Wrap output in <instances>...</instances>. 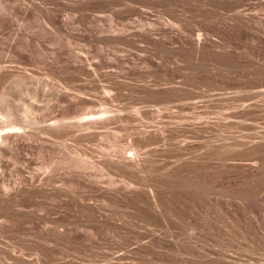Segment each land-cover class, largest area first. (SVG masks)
<instances>
[{
    "label": "rangeland",
    "instance_id": "rangeland-1",
    "mask_svg": "<svg viewBox=\"0 0 264 264\" xmlns=\"http://www.w3.org/2000/svg\"><path fill=\"white\" fill-rule=\"evenodd\" d=\"M172 1L173 0H0V3H2L6 9V14L2 17V22L0 20V66L7 67V70L1 72V74L3 73L2 75L0 74V94L9 89L11 91L10 102L14 105L23 104L27 106L30 105V103H36L35 105L42 108L39 114L42 115L44 113L42 115L44 120L49 119V121L46 120L48 124L44 122L43 125L51 124L52 122H50V120L54 117V119L58 118V120L67 117V121H74L75 114L85 115L87 113H94L96 114L94 116L96 118L98 117L97 114L100 115L106 108L112 111L115 110V114L119 115V119L115 121L112 120L111 123L109 122L110 126L108 125V128L101 130L104 136H100L96 133L84 136L82 133L79 135L78 132L74 130V132L72 130L65 132L60 131L59 134L61 136L58 135L60 138L50 139V146L49 144L45 146L46 144L44 145L42 142L40 143L44 146L39 144V141H43L39 140L37 144L36 142L33 144L26 143L19 151L13 150V152H8L5 157L2 156L3 158L0 156V193L3 189L1 187H3L5 183L9 188L14 187L15 189L16 185V189H18V192H15L16 190L12 188L16 194H9L8 196H10V198L6 197L2 190L1 195L3 196L0 197V209H2V207H4V209L7 208L6 210L2 209L0 211L2 214L0 216L8 221L0 226V228L3 229H0V234L4 232L0 239V243H3L2 245L0 244V264H9V261L13 258V264H174L175 262V264H190L191 260L192 262L194 261V264L206 263L200 256L210 258L206 260L208 262L206 264H219V261L222 263L221 260H219V257L222 255L229 257L227 259L230 261L231 259H239L241 263L243 262L242 264H246L247 262V264H249V261L254 263L255 259L262 260L261 262L264 263V238L262 239V236L264 237V225H262L264 223L263 217V221L260 220L261 215L253 205V209H251L255 210L253 214H251V210L249 211L248 205H246L248 201L246 202V200H244V202L240 200V202H235L236 198L233 196L236 191H238L236 194L243 192V194H238L239 196L241 194L245 195L246 192L254 194L255 191V194L260 193L258 194L259 197H256V201L259 199V202L257 201L258 204L260 205L262 202L261 205H264V178L262 177L264 176L262 175L264 174V152L262 153V150L260 152L258 151L260 148L263 149L264 147L262 148V145H259L260 148L256 147L261 141H264V7H262L264 6V0H182V5L181 0ZM237 2H239V4L244 3L245 7H241L242 9L239 8L240 10L238 8L235 10L234 8H236L235 4ZM206 3L207 5H204ZM249 4L252 5L248 6ZM230 5L234 6V8L232 6L230 7ZM257 7H259V9ZM247 11L248 13H246ZM238 14L240 15L238 16ZM250 16L253 18L251 19ZM254 16H258L257 20ZM243 18L246 21H244ZM248 18H250V20H248L249 22L247 21ZM141 19L151 23L140 24L138 20ZM163 19L164 22H162ZM166 19L167 21H165ZM232 20L234 24L231 23ZM252 20L255 21L251 22ZM48 22L52 25L48 24ZM258 26L261 28L263 27V30L259 29ZM17 74L23 77L22 80L25 84L19 89L14 88V90L11 88L12 81ZM27 91L30 94L37 92L39 94L38 101L31 99ZM258 92L263 93L260 95ZM24 93L29 96H25ZM245 99L247 101H244ZM255 102L260 103L258 105V103L256 104ZM247 103L249 105L250 103L253 104L246 107ZM241 104H243L244 107ZM253 105H257L258 107L255 106L256 108L253 109ZM47 107H49L50 110L47 109ZM238 108L241 111H239ZM249 108L253 111H250ZM241 112L247 115H242ZM249 112H251V114ZM232 114L236 116H232V118L230 116ZM32 115L35 114H31L33 118ZM73 115L75 116L73 117ZM249 115L252 117V120L249 118ZM237 117L238 119H236ZM202 118L205 120L204 122ZM239 119L243 120V122ZM259 119H261V121ZM196 120L198 121L197 123H195ZM234 120L240 122H234ZM192 122L195 123V126ZM202 123H205L207 128L202 126ZM252 123L259 127H254V125L250 127ZM250 128H254L255 132ZM156 129L158 132L160 131V134H156ZM137 131L140 134L142 132L146 136L140 135ZM145 131L147 132L144 133ZM251 131L255 134H252ZM256 131L259 133L258 135ZM248 133H250L251 136L263 134V140L261 136L255 137L259 139H257V143L260 141L256 145L255 140L252 139L254 136L251 138ZM246 136L249 137L246 138ZM62 137L67 138L64 139L68 140L66 142L70 144L71 148L81 153L83 152L82 154L86 153L85 155H87L88 158H92L91 161L93 163L96 162L95 164L102 163L101 161L106 158V156L108 157V154H111L113 159L120 160L123 152H125V155H123L125 157H129L132 153H137L136 156L141 154L142 156L145 155V158L144 156H140L139 170L136 167L138 171L131 170L135 169V167H130L131 169H128L126 167L118 168L115 166L112 167L115 171H112L110 167L106 166V168L109 169L106 170L102 165L105 169L103 172H101L102 170H99V172L97 169H94V171L92 169H87L83 172V170L66 169L67 166L62 167V165L58 166L60 169H54V174L51 173L48 178L45 176L43 169L40 170V167L48 160L64 158V155H61L62 148L59 146L61 140H64ZM182 139L187 142L183 143L184 146L182 144L183 141H181ZM239 139V142H244V145L247 140L252 141V143H250L251 147H253V144L256 145L254 146L257 148L256 153L259 152L258 154L260 155L262 153V157L257 155L260 161L263 158L262 162L259 163H263V167L258 165L260 169L256 168L254 171L253 169H248L247 165H245V163L247 164L248 162L247 159H251L250 157L246 159V155L252 156L254 154L255 156L252 158L258 159L255 151L254 153L252 152L256 148H251L249 145L247 146L248 150L246 146V148L240 149L241 152L244 149L243 154L236 147L237 151L243 155V157L241 156L242 158H240V153L236 151L238 155L236 158L237 163L235 160H232L233 163L230 161L228 165L224 164V167L223 163L220 164L222 162L220 159H215L217 160L216 164L218 162L217 165L214 163V160H210L212 161L210 162L206 159L207 162H210V165L213 166L215 164L218 167L214 165L213 167L215 168L212 169V166L205 162L208 167H211L207 170V165L204 166L205 163H203L204 160H200L201 162L197 160L198 162H196L195 159V164H199V162L202 163L199 165L196 164L197 166L195 167L193 161L194 156L192 155H196L197 152L200 153V150L203 152L206 149L207 142L213 143L209 145H215L214 147L216 148H220L219 146L222 147L223 145L225 147L228 146L232 149L231 152H233V148L239 143L237 141ZM212 140L216 141V143ZM204 141L205 143H203ZM249 142L247 143L249 144ZM52 143H55L54 145L57 143L56 148L52 146ZM113 143L116 144L114 145L115 147L112 145ZM233 144H235V146ZM261 144H264V142H261ZM231 145L234 147L232 146V148ZM203 146L205 149L202 148ZM242 146L241 144L240 147ZM116 147L122 154L119 152L116 153ZM236 148H234L233 153H235ZM145 150H147L146 152L150 151V155H148L149 153H146V155L144 152ZM141 151L143 153H141ZM245 151H248V154H244ZM181 152L183 155L184 153L186 154L184 155L186 158L191 156L190 158H192V160L187 159V161H184L185 157H182ZM188 152H192V154H187ZM202 154L205 153L203 152ZM179 155H181L182 159ZM131 156H133V154ZM243 158L245 159L243 160ZM179 159L181 160L179 161ZM237 159H241L242 161H238ZM193 169L196 170L193 172ZM66 171H69V175H66ZM75 171H78L79 176ZM247 171L248 173H246ZM104 172L109 173L107 175ZM185 172L187 174H185ZM192 172L194 175L190 174ZM254 172L255 174L257 173V176ZM89 173L91 176H88L90 175ZM102 173L104 174L102 175ZM206 173L209 174L210 178H208L209 176ZM93 175H99V181H97V178H93ZM260 175H262L261 177L263 179L259 177ZM30 176L35 177L32 179L36 181H32ZM177 176H180V179H178ZM191 176L193 177V181ZM194 176L199 179V182ZM253 176L255 178H253ZM46 177L48 179H46ZM258 177L261 178V180H259ZM43 178L45 180L50 179L47 181V184L45 182L46 185L43 183L45 181ZM78 178H80V180H78ZM53 179L57 183H55ZM84 179H86V182ZM185 179L186 181L190 180V184L193 182L192 187H189L191 188L190 190L194 188L196 191L193 190L194 195L192 191L193 197H191L192 195L189 193V188L186 185L185 187L181 185L180 190L179 184L176 183V181L179 183L181 180L183 183H181V181L180 183L184 185L186 183ZM41 180L44 181L42 182ZM124 180H126V183ZM250 180L252 182L251 184L249 182ZM50 181L59 187L56 188L57 190L54 188L56 192H53L55 193L50 192L53 190V186L49 185ZM110 181L115 182L114 185L110 186H115V190H117L121 197H117L119 195L115 190V194H112V189L114 188L111 189L108 185ZM140 181L145 182V184L147 182L148 186L146 187V185H144L143 182L140 183ZM152 181L156 184H153ZM33 182L39 186L33 185ZM166 182L169 186H167ZM195 182H198V184L200 183L199 186H202V184H205V186L198 187V184L195 185ZM260 182L261 184H259ZM24 183L32 188L30 189ZM31 183L32 185H30ZM40 183L41 185L42 183L44 184V188L49 187L51 190L44 189L40 186ZM61 183H64V188ZM131 183L134 184L133 187ZM149 183H152L150 185L151 190H156L154 195H157V198L155 197L156 201L158 200L157 203H160L161 200L163 201V205L162 203H158L162 206L161 212L163 211V214L160 213V211H155L156 209H154V207L152 208L150 205L151 201L149 206L154 210L153 212L152 210L149 211L151 208L148 206V200L153 199V197L146 198L150 192ZM212 183L214 186L213 189L217 187L214 189L215 191L217 189L216 193L220 190L222 191L221 196H223L224 189L226 194H224L225 197L215 195L216 197H214V199L216 198V202L211 199L214 202L210 204L209 201L211 200H208L209 196L207 193L201 190L197 192L196 189L208 188L209 184V188H212ZM172 184H175V186ZM107 185L110 188H108ZM119 185L122 191H124L126 187L128 191V188H134V192L132 189V191H129L130 194H133L130 195L127 190L126 192L124 191L125 194L122 193V191H118L120 190ZM129 185L131 187H129ZM194 185L198 188L195 189ZM256 185L257 189L255 188ZM33 186L39 188H36L38 191L35 189L36 193L33 191V188H35ZM182 187H184V189L186 188V191L188 189V193L183 191L184 189ZM175 188L177 190H175ZM43 191L46 193H44L45 195ZM199 191H201V193ZM181 192L184 194L186 192L187 196L191 199H193L196 194L195 199L198 201L195 199H193V201L190 200L186 197V194L183 195V197L181 195L183 193ZM32 193L36 195L33 197ZM126 193L129 196H126ZM145 193L148 194L146 195ZM197 193H199L201 197L200 195L198 197ZM227 193H234L232 195L233 198L231 195V197H227ZM17 194L18 196H14ZM113 195H116V197H111ZM238 195H235V197H238ZM4 197H6L5 201L7 202V204H4L5 206L1 203ZM11 197L14 199L15 197L17 198L13 201ZM177 197L178 199H184L183 205L182 200H178ZM145 198L147 203L144 200ZM202 198L207 200L205 201V199ZM228 198L231 199L229 200ZM5 201L4 203H6ZM177 201L180 202L178 203ZM199 201L201 203H199ZM237 201L239 200L237 199ZM189 202L190 204H188ZM16 203L22 204H20V206ZM83 203L87 204L85 205ZM240 203H244L243 205H246V207L242 206V204L240 205ZM15 205L20 208L22 207L24 210L22 208L19 210ZM184 205L185 208L188 209L181 211L180 208L184 209ZM202 205H206L207 207H202ZM211 205H215L216 207H212ZM10 206L16 208L14 209ZM190 206H192V208ZM8 207L10 209H8ZM243 207L244 209L247 208V212H245L246 210H242ZM195 208H197V213L194 210ZM204 208H207V210ZM16 209L17 211H15ZM212 209L214 211H212ZM200 210H202V213L199 212ZM184 211H186L187 214H185ZM203 211L209 213L207 214ZM248 212L250 213L248 214ZM151 213L153 214L152 217ZM41 216L44 217L42 218ZM159 217L161 219H159ZM247 217L250 218L248 219ZM154 218H156V220H154ZM193 218H195V220ZM203 218L204 220H202ZM47 220H56L65 223V225L70 223V227L68 224L66 226L64 225V231L61 233L48 228L49 232L47 227H45ZM149 220L151 221L152 228ZM145 221H147V225L150 227L146 225ZM260 221L263 223H260ZM72 223L74 226H71ZM40 226L42 228H40ZM189 227L191 229L193 227L195 228L192 229L193 232L195 231L194 234L191 232L192 230H189ZM188 230L189 232H187ZM5 236L9 243L6 242L7 239L4 240ZM170 236L174 237L171 238ZM187 236L191 240L186 239L188 238ZM196 236L200 239L202 244ZM46 237L49 243L46 242L47 240L44 241ZM193 237H195V239ZM171 239L173 241L177 239L175 241L176 243L171 244L173 243ZM17 240L23 245L20 246L21 248L23 247L22 250ZM16 241L18 244L17 248H15L17 245L15 244ZM189 241H193V244L196 242V244H194L195 247L197 246L198 249L201 248L199 249L201 253L197 250L200 256L195 252L197 247H193L194 245L189 243ZM197 241L200 244H197ZM251 241L256 247L255 245L252 246L253 243H250ZM182 242H185V245L186 243L192 244V246H186L189 249L191 247L195 248V250L193 251L191 248L188 252L196 253V256H199L201 259L198 260L197 258L199 257L194 256V254L193 256L196 258L193 257V259L195 260H193L192 257L190 258L191 260L187 259L188 255L187 258H185L186 254L185 252L183 253L182 247L186 248V246ZM47 243L49 245H47ZM53 243L56 245H53ZM139 243L142 244L140 245ZM13 244L15 246H13ZM6 246L9 248L7 249ZM202 246H204V248ZM224 247H226L227 250ZM14 248L20 249L15 250ZM246 249L248 251H246ZM179 250H181L180 253ZM249 250L253 251L249 252ZM202 251L205 253L207 252L206 254H208V256H213L207 257ZM245 252L246 254L244 255L243 253ZM209 253L211 255H209ZM219 253L222 255H218ZM182 254H185L184 257L181 256ZM240 254L243 255L240 256ZM117 255L123 259H117ZM106 256L108 260L112 258L115 260L112 259L108 261ZM180 256L182 260L185 258L189 262L185 259V263L183 261L181 262ZM234 256L237 259H235ZM104 258L106 259L105 261L103 260ZM49 259L52 263L49 262ZM211 259L212 262L209 263ZM214 259L215 261L216 259L217 261L219 260L218 263H216L217 261L214 262ZM227 259L225 258V264H227ZM45 260H48V263ZM52 260L56 262L54 263ZM100 260L101 262H99ZM200 260L202 261L199 263ZM1 261L3 263H1ZM12 261L10 264H12ZM195 261L198 262L195 263ZM230 261H228V264H230Z\"/></svg>",
    "mask_w": 264,
    "mask_h": 264
},
{
    "label": "bare ground",
    "instance_id": "bare-ground-1",
    "mask_svg": "<svg viewBox=\"0 0 264 264\" xmlns=\"http://www.w3.org/2000/svg\"><path fill=\"white\" fill-rule=\"evenodd\" d=\"M169 1H170V0H169ZM173 1H174V0H173ZM173 1H172V2H173ZM220 1H221V0H220ZM231 1H232V0H231ZM239 1H240V0H239ZM259 1H261V0H259ZM175 2H177V1H175ZM186 2H187V1H186ZM218 2H219V1H218ZM234 2H235V1H234ZM241 2H242V1H241ZM251 2H252V1H251ZM204 3H205V2H204ZM223 3H224V2H223ZM227 3H228V2H227ZM229 3H230V2H229ZM260 3H261V2H260ZM263 3H264V1H263ZM169 4H170V3H169ZM171 4H172V3H171ZM174 4H175V3H174ZM252 4H255V3H252ZM252 4H251V5H252ZM165 5H166V3H165ZM181 5H182V0H181ZM204 5H207V3L204 4ZM222 5H225V4H222ZM235 5H236V8H234V6H232V5H230V7L232 6L235 10H236L237 8L239 9V8H241V7H245V6H244V3L239 4V2H237ZM251 5L249 4L248 6H251ZM255 5H256V4H255ZM255 5H254V6H255ZM257 5H258V4H257ZM215 6H216V5H215ZM227 6H228V5H227ZM258 6H259V5H258ZM147 7H148V5H147ZM207 7H208V6H207ZM213 7H214V6H213ZM262 7H264V6H262ZM196 8H197V7H196ZM257 8L259 9V7H257ZM260 8H261V7H260ZM144 9H145V8H144ZM216 9H217V8H216ZM241 9H242V8H241ZM247 9H248V8H247ZM208 10H209V9H208ZM239 10H240V9H239ZM245 10H246V9H245ZM254 10H255V8H254ZM260 11H262V10H260ZM234 12H235V11H234ZM234 12H233V14H234ZM239 12H241V11H239ZM244 12H245V11H244ZM244 12H243V13H244ZM147 13H148V12H147ZM237 13H238V12H237ZM237 13H236V14H237ZM246 13H248V11H247ZM249 13H250V12H249ZM251 13H252V12H251ZM5 14H6V9H5V7L2 5V3H0V20H1V22H2V19H3L2 17H4ZM244 14H245V13H244ZM253 14H255V13H253ZM253 14H252V15H253ZM256 14H258V13H256ZM234 15H235V14H234ZM239 15H240V14H238V16H239ZM247 15H248V14H247ZM249 15H250V14H249ZM252 15H251V16H252ZM258 15H259V14H258ZM241 16H242V15H241ZM245 16H246V15H245ZM251 16H250V17H251ZM232 17H233V16H232ZM232 17H231V18H232ZM254 17H256V16H254ZM257 17H258V16H257ZM257 17H256V20H257ZM259 17H260V16H259ZM233 18H234V17H233ZM237 18H238V17H237ZM244 18H245V17H244ZM244 18H243V20L246 21V20H245L246 18H245V19H244ZM252 18H253V17H251V19H252ZM160 19H161V18H160ZM259 19H260V18H259ZM239 20H240V17H239ZM241 20H242V19H241ZM248 20H250V18H248L247 21H248ZM262 20H263V19H262ZM262 20H261V21H262ZM165 21H167V19H166ZM170 21H171V20H170ZM237 21H238V20H237ZM253 21H255V20H252L251 22H253ZM138 22H139L140 24H143V23H147V24H149V23H151V22H149V21L147 22V20L145 21V20H142V19H141V20H138ZM162 22H164V19H163ZM168 22H169V21H168ZM242 22H243V21H242ZM248 22H249V21H248ZM166 23H167V22H166ZM231 23H233V20H232ZM245 23H246V22H245ZM245 23H244V24H245ZM256 23H257V22H256ZM261 23H262V22H261ZM261 23H260V24H261ZM48 24H51V23L48 22ZM169 24H170V23H169ZM175 24H176V23H175ZM233 24H234V23H233ZM235 24H236V23H235ZM238 24H239V23H238ZM242 24H243V23H242ZM258 24H259V23H258ZM262 24H263V23H262ZM51 25H52V24H51ZM245 25H246V24H245ZM249 26H250V25H249ZM262 26H263V25H262ZM247 27H248V25H247ZM254 27H255V26H254ZM258 28L261 29V30H263V29H262L263 27L261 28V27L258 26ZM259 29H258V30H259ZM259 31H260V30H259ZM263 32H264V30H263ZM262 34H263V33H262ZM198 47H199V46H198ZM6 68H7L6 66H0V74H1V72H3L4 70H7ZM11 71H13V70H11ZM4 73H5V72H4ZM2 74H3V73H2ZM2 74H1V75H2ZM14 78H15V79H13V81H12V87H11L12 89H14V88L19 89V88H21V87L24 86L25 82L22 80V78H23L22 76H20L19 74H17V75H15ZM10 85H11V84H10ZM5 88H6V87H5ZM24 88H26V87H24ZM3 90H4V89H3ZM3 90H2V91H3ZM14 90H15V89H14ZM258 90H259V89H258ZM8 91H9V92H8ZM8 91L5 90V91L1 92V94H0V156H1V157H2V156L5 157V155H7L8 152H11V151L13 152V150L19 151L20 148L24 147L26 143H28V144H29V143L33 144V143L36 142V144H37V142H38L39 140H43V141H39V144H41V145H43V144L45 145V144H46L45 146H47V144H49V146H50V142H51V140H53L52 138H57V139H58V137L60 138V136H61V135L59 134L60 131H64V132H65V131H68V130H69V131H70V130H72V131L74 130V131H77L79 135H80L81 133H82L84 136L87 135V134H93V133H96V134H99L100 136H104V134L102 133L101 130H102V129H105V128H108V127L110 126V125H109V122L111 123L112 120L115 121L116 119H119V117H118L119 115H118V114H115V112H116L115 110L112 111V110L106 108L105 110H103V111L100 113V115L97 114L98 117H96V118L94 117V116L96 115V114H94V113H93V114L87 113V114H85V115H84V114H81V115L78 114L79 116H78L77 114H75L76 116L73 115V117L75 116L74 121H73V120H71L70 122L67 121V120H66L67 117L64 118L65 121H64V119L61 118V117H60V118H61L60 120H58V118H57V119H54V118H55V117H54L52 120H50V122H52V123L49 124V125H47L48 122H46V120L49 121V119H45V120H44V117L42 116L44 113H43L42 115L39 114V113L41 112V109H42V108H40L39 106L35 105L36 103H35V104H33V103L31 104V103H30V105H27V106H26V105H23V104H22V105H16V104L14 105V104H12V103L10 102V99H11V98H10V96H11V95H10V92H11V91H10L9 89H8ZM12 91H13V90H12ZM260 91H261V90H260ZM22 92H23V90H22ZM27 93H28V91H27ZM256 93H257V92H256ZM258 93H260V95H261L263 92H258ZM24 94H25V96H27V95L29 94L30 96H29V95H28V96L31 97V99H34V101H35V100L38 101L39 94H38L37 92L31 93V94L28 93L27 95H26V93H24ZM249 94H250V93H249ZM253 94H254V93H253ZM22 95H23V94H22ZM254 95H255V94H254ZM23 96H24V95H23ZM263 96H264V95H263ZM263 96H262V97H263ZM259 97H260V96H259ZM234 98H236V97H234ZM234 98H233V99H234ZM248 98H250V97H248ZM252 98H253V97H252ZM252 98H251V99H252ZM254 98H255V96H254ZM263 98H264V97H263ZM233 99H232V100H233ZM238 99H239V98H238ZM238 99H237V100H238ZM257 99H258V97H257ZM257 99H256V100H257ZM234 100H235V99H234ZM249 100H250V99H249ZM254 100H255V99H254ZM258 100H259V99H258ZM258 100H257V101H258ZM238 101H240V100H238ZM244 101H247V100L245 99ZM32 102H33V101H32ZM249 102H250V101H249ZM249 102H248V103H249ZM262 102H263V101H262ZM232 103H234V102H232ZM237 103H239V102H237ZM248 103H247V104H248ZM255 103H256V102H255ZM255 103H254V104H255ZM257 103H258V102H257ZM257 103H256V104H257ZM259 103H260V102H259ZM259 103H258V105H259ZM247 104H246V107H247V106L249 107V106H250L251 104H253V103H250V105H249V104L247 105ZM231 105H232V104H231ZM241 105H243V104H241ZM241 105H240V106H241ZM260 105H261V104H260ZM262 105H263V103H262ZM237 106H238V105H237ZM237 106H236V108H237ZM240 106H239V107H240ZM255 106H257V105H253V106H252L253 109L256 108ZM230 107H231V106H230ZM232 107H233V105H232ZM232 107H231V108H232ZM234 107H235V106H234ZM243 107H244V105H243ZM257 107H258V106H257ZM261 107H262V106H261ZM263 107H264V106H263ZM231 108H230V109H231ZM250 108H251V107H250ZM250 108H249V109H250ZM45 109H46V108H45ZM47 109L50 110L49 107H47ZM194 109H195V108H194ZM244 109H245V108H244ZM251 109H252V108H251ZM251 109H250V111H253V110H251ZM234 110H235V109H234ZM238 110H239V108H238ZM256 110H257V109H256ZM259 110H260V109H259ZM261 110H263V109H261ZM39 111H40V112H39ZM114 111H115V112H114ZM236 111H237V110H236ZM236 111H235V112H236ZM239 111H241V110H239ZM242 111H243V109H242ZM248 111H249V110H248ZM237 112H238V111H237ZM237 112H236V113H237ZM245 112H246V111H245ZM258 112H259V111H258ZM192 113H193V112H192ZM196 113H197V112H196ZM196 113H194V114H196ZM232 113H233V112H232ZM241 113H242V112H241ZM249 113L251 114V112H249ZM253 113H254V112H253ZM260 113H261V112H260ZM260 113H259V114H260ZM263 113H264V111H263ZM263 113H262V114H263ZM31 114H35V115H32L33 118L31 117ZM254 114H255V113H254ZM198 115H199V114H198ZM198 115H197V116H198ZM242 115H245V116H246L247 114H246V113H245V114L242 113ZM64 116H65V115H64ZM64 116H63V117H64ZM230 116H231V117H232V116L234 117V116H236V115L232 114V115H230ZM251 116H252V115H251ZM256 116H257V115H256ZM30 117H31V118H30ZM200 117H201V116H200ZM233 117H232V118H233ZM240 117H241V115H240ZM240 117H239V118H240ZM46 118H47V117H46ZM193 118H194V117H193ZM228 118H229V117H228ZM243 118H244V117H243ZM249 118L251 119L252 117H250V115H249ZM249 118H248V119H249ZM255 118H256V117H255ZM258 118H259V117H258ZM258 118H257V119H258ZM260 118H261V117H260ZM72 119H73V118H72ZM195 119H196V118H195ZM198 119H199V116H198ZM198 119H197V120H198ZM236 119H238V117H237ZM244 119H245V118H244ZM248 119H247V120H248ZM250 119H249V121H250ZM69 120H70V119H69ZM197 120H196L195 123L198 122ZM202 120H203V122L205 121L203 118H202ZM202 120H201V121H202ZM207 120H208V119H207ZM239 120H240V119H239ZM247 120H246V121H247ZM251 120H252V119H251ZM254 120H256V119H254ZM259 120L261 121V119H259ZM66 121H67V122H66ZM190 121H191V120H190ZM192 121H194V120H192ZM209 121H210V120H209ZM209 121H208V122H209ZM235 121H238V120H234V122H235ZM240 121L243 122V120H240ZM240 121H238V122H240ZM256 121H257V120H256ZM44 122H46L47 124L45 123L46 125H43ZM50 122H49V123H50ZM199 122H200V120H199ZM210 122H212V121H210ZM210 122H209V124H210ZM242 122H241V123H242ZM192 123H193L194 126H195V123H194V122H192ZM206 123H207V121H206ZM258 123H260V122H258ZM203 124H204V125H203ZM209 124H208V125H209ZM243 124H244V123H243ZM249 124H250V123H249ZM249 124H247V125H249ZM108 125H109V126H108ZM197 125H199V124H197ZM239 125H240V123H239ZM241 125H242V124H241ZM253 125H254V127H259V126H255V124H253V123H252V125H251L250 127H253ZM256 125H257V124H256ZM262 125H263V124H262ZM199 126H200V125H199ZM202 126H205V123H202ZM196 127H197V126H196ZM208 127H211V126H208ZM149 128H150V127H149ZM200 128H202V127H200ZM203 128H204V127H203ZM205 128H207V126H205ZM262 128H263V127H262ZM146 129H147V128H146ZM158 129H159V128H158ZM197 129H198V127H197ZM250 129H251V128H250ZM255 129H256V128H255ZM263 129H264V128H263ZM263 129H261V130H263ZM142 130H143V129H142ZM142 130H140V131H142ZM156 130H157V129H156ZM159 130H160V129H159ZM247 130H248V129H247ZM251 130L255 132L254 128H252ZM256 130H258V129H256ZM74 131H73V132H74ZM148 131H149V130H148ZM153 131H154V130H153ZM161 131H162V130H161ZM248 131H249V130H248ZM252 131H251V132H252ZM258 131H259V130H258ZM113 132H114V131H113ZM137 132H138V131H137ZM142 132H143V131H142ZM142 132H141V134H140L139 132H138V133H139L140 135L146 136V135H144ZM146 132H147V131H145L144 133H146ZM151 132H152V128H151ZM162 132H163V131H162ZM162 132H161V134H162ZM254 132H252V134H255ZM135 133H136V132H135ZM155 133H156V131H155ZM158 133L160 134V131L158 132V130H157V133H156V134H158ZM260 133H261V132H260ZM63 134H64V133H63ZM78 134H77V135H78ZM116 134H117V133H116ZM116 134H115V135H116ZM152 134H153V133H152ZM248 134L251 136L250 133H248ZM248 134H247V135H248ZM256 134L258 135L259 133L256 131ZM58 135H60V136H58ZM65 135H66V134H65ZM149 135H151V134H149ZM253 136H254V138H255V137H259V136H261V139L263 140V137H262L263 134H262V135H259V136H256V135H253ZM253 136H251V138H252ZM47 137H48V138H47ZM65 137H66V136H65ZM65 137H64V138H65ZM67 137H68V135H67ZM184 137H185V136H184ZM186 137H187V136H186ZM248 137H249V136H246V138H248ZM62 138H63V137H62ZM64 138H63V139H64ZM188 138H189V137H188ZM191 138H193V137H191ZM191 138H190V139H191ZM241 138H242V137H241ZM241 138H240V139H241ZM246 138H245V140H246ZM254 138H252V139L255 140L256 145H257L260 141H258V143H257V139H258V138H255V139H254ZM50 139H51V140H50ZM57 139H56V140H57ZM65 139H67V138H65ZM65 139H64V140H61V142H60V144H59V146H61V148H62V150H61L62 154H61V155H62V156L64 155V156H63L64 158L60 155L63 159H58V160H57V159H54V160H48L47 162H44V163L41 165V167H40V170L43 169V171L45 172V176H47L48 178H49V176L51 175V173L54 172V169H56V168H58V166H62V165H63L62 167L67 166L66 169H77V170H83V172H84V170L86 171L87 169H89V170L92 169L93 171H94V169H97L98 171H99V170H100V171L102 170L101 172H103L105 169H106V170H109V169L106 168V166L110 167V169H112V171H115V170H113V168H112V167H114V166H115V167H118V168H119V167H124V168L126 167V168H128V169H129L130 167H132V168L135 167V169H131V168H130V169H131L132 171H133V170H134V171H138V170H139L138 167H140V160H141V159H140V158H141L140 156H142L141 154H138V155L136 156L137 153H136V154L132 153L133 156H131L132 154H131V152H130L131 155H129V157H125V156H123V155H125V152H123V155H122V157L120 158L122 152H120V150L118 151V149H117V147H116V149H117V150H116V153H117V152L121 153L120 156L118 155V157L120 158V160H116L115 158H114V159H115V160H114L113 157L111 156V154L109 155V154L107 153V154H108V157L106 156V158H104V159L101 161L102 163L95 164L96 162L93 163V162L91 161L92 158H90V157H89V158H90V161H89L88 156L85 155L86 153H85V154H82L83 152L81 153V152L77 151L76 149L71 148V147H70V144H69V143L67 144V142H66V141H68V140H65ZM68 139H69V138H68ZM185 139H186V138H185ZM193 139H194V138H193ZM240 139L237 140V141L239 142ZM249 139H250V138H249ZM252 139H250V140H252ZM191 140H192V139H191ZM191 140H190V141H191ZM194 140H195V139H194ZM196 140H198V139H196ZM245 140H244V141H245ZM250 140H249V141H250ZM253 140H252V141H253ZM258 140H259V139H258ZM54 141H55V140H54ZM58 141H60V140H58ZM181 141H183V139H182ZM187 141H188V139H187ZM199 141H200V140H199ZM205 141H206V140H205ZM205 141H204L203 143H205ZM208 141H209V140H208ZM212 141H214V140H212ZM237 141H236V142H237ZM242 141H243V140H242ZM249 141L247 140V142H249ZM252 141H250L249 144L245 141V142L247 143V144L245 143V145L243 144L244 142H243V143H242V142H241V143L239 142L240 144L237 143L236 146H235V144H233L235 147H234L233 145H231V147H232V146H233L234 148L237 147V148L240 150L241 148H246L248 145L250 146V143H252ZM40 142H42L43 144L40 143ZM56 142H57V141H56ZM192 142H193V141H192ZM192 142H191V143H192ZM214 142L216 143V141H214ZM253 142H254V141H253ZM261 142H264V141H261ZM261 142H260L257 146H256L255 144H253L252 146H253V147H254V146L259 147V145H260V146L262 145V148H263V147H264V144H261ZM183 143H187V142H185V140H184V141L182 142V144H183ZM188 143H189V142H188ZM195 143H196V141H195ZM197 143H198V142H197ZM201 143H202V142H201ZM203 143H202V144H203ZM207 143H208V144H207ZM207 143H206V149H205L204 146L202 147V148L205 149V150L203 151L205 154H202L203 152H202V150H200V151H201L200 153L197 152L196 155H192V156H194V160H193V161H194V165H195V167L197 166L196 164H198V163L195 164V159H196V162H198L197 160H199V161H200V160H204L203 163H205V162H206V163H209L208 165H210V162H212L213 160H214V163L216 164V161H217V160H215V159H220V160L222 161L220 164L223 163V165H224V164H227V165H228V163H229L230 161L232 162V160H235V161H236V158H237V156H238L237 153H236L237 148H236V150H235V153H236V154H235V153H233V152H234V148H233V147H232V148H233V152H231L232 149L229 148L228 146H227L228 148L225 147L224 145H223L222 147L219 146L220 148H218V147L216 148V147H214L215 145H214V146H213V145H209V144H213V143H209V142H207ZM215 143H214V144H215ZM218 143H220V142H218ZM218 143H217V144H218ZM52 144H53V143H52ZM52 144H51V145H52ZM54 144H55V143H54ZM54 144H53L52 146H55V148H56L57 143H56V145H54ZM222 144H224V143H222ZM226 144H227V143H226ZM241 144H242L244 147H243V146L240 147ZM41 145H40V147H41ZM44 145H43V146H44ZM68 145H69V146H68ZM112 145L114 146V145H116V144L113 143ZM191 145H192V144H191ZM191 145H190V146H191ZM207 145H208V146H207ZM219 145H221V144H219ZM228 145H229V144H228ZM237 145H238V146H237ZM59 146H58V148H59ZM183 146H184V144H183ZM183 146H182V148H183ZM186 146H187V145H186ZM188 146H189V145H188ZM195 146H196V144H195ZM216 146H217V145H216ZM245 146H246V147H245ZM114 147H115V146H114ZM191 147H192V146H191ZM199 147H200V146H199ZM199 147H198V148H199ZM239 147H240V148H239ZM250 147H251V146H250ZM253 147H251V148H253ZM256 147H254V148H256ZM41 148H42V147H41ZM51 148H52V147H51ZM58 148H57V149H58ZM75 148H77V147H75ZM110 148H112V147H110ZM110 148H109V149H110ZM145 148H147V147H145ZM182 148H181V149H182ZM188 148H189V147H188ZM202 148H201V149H202ZM259 148H260V147H259ZM259 148H258V149H259ZM77 149H78V148H77ZM143 149H144V148H143ZM183 149H184V148H183ZM183 149H182V150H183ZM186 149H187V147H186ZM191 149H192V148H191ZM249 149H250V148H249ZM110 150H111V149H110ZM113 150H115V149H113ZM139 150H140V149H139ZM139 150H138V151H139ZM182 150H181V151H182ZM224 150H226V151H224ZM228 150H230V151H228ZM241 150H242V149H241ZM241 150H240V152H241ZM247 150H248V147H247ZM250 150H252V149H250ZM250 150H249V151H250ZM256 150H257V148H256L255 150H253L252 152L254 153V151H255V153H256V152H257ZM261 150H262V151H261ZM263 150H264V148H263V149L260 148V150H258V151H259V152L261 151V152L263 153V152H264ZM132 151H133V150H132ZM146 151H147V150L144 151L145 154H146V153H147V154L149 153L148 155H150V151H149V152H146ZM193 151H194V150H193ZM243 151H244V149H243ZM243 151L241 152L242 154H243ZM108 152H109V151H108ZM135 152H136V151H135ZM139 152H140V151H139ZM139 152H138V153H139ZM186 152H187V150H186ZM195 152H196V151H195ZM237 152H238V151H237ZM240 152H238V153H240ZM245 152H246V151H245ZM245 152H244V154H248V151H247L246 153H245ZM259 152H258V153H259ZM6 153H7V154H6ZM58 153H59V150H58ZM109 153H111V152H109ZM141 153H143V152L141 151ZM181 153H182V152H181ZM189 153L192 154V152H188L187 154H189ZM241 153H240V154H241ZM253 153H252V154H253ZM258 153H256V157H257L258 155H259V156L262 155V153H261V155L258 154ZM127 154H128V153H127ZM127 154H126V156H127ZM147 154H146V155H147ZM193 154H194V152H193ZM240 154H239V157L242 158L243 155H242V154L240 155ZM257 154H258V155H257ZM114 155H115V154H114ZM116 155H117V154H116ZM181 155H182V157H183V156L186 155V154L184 153V155H183V153H182ZM181 155H179L180 158H181ZM249 155H250V153H249ZM60 156H59V157H60ZM143 156H144V158H145V155H143ZM143 156H142V157H143ZM241 156H242V157H241ZM244 156H245V155H244ZM246 156H247V157H246ZM246 156H245L246 159H247L248 157L251 158V159H249V158L247 159V160H248L247 164L245 163V165H247L248 169H253V170L255 171L256 168L260 169V167H263V166H264V165H263L264 162H263L262 164H259L260 162H262L263 158H262L261 161H260V160H259V159H260L259 156L257 157L258 159H256V158H252V157L255 156L254 154H253L252 156H248V155H246ZM59 157H58V158H59ZM61 157H60V158H61ZM111 157H112V158H111ZM118 157H117V159H118ZM123 157H124V158H123ZM148 157H149V156H148ZM148 157H147V159H148ZM184 157H185V156H184ZM190 157H191V156H190ZM190 157H187V158L185 157L186 160H185L184 158H183V159H184V161H187V159H188V160H189V159L192 160V158H190ZM261 157H262V156H261ZM2 158H3V157H2ZM144 158H143V159H144ZM105 159H106V160H105ZM147 159H146V161H147ZM181 159H182V158H181ZM181 159H179V161H180ZM206 159H208V161H210V160H212V161L207 162ZM244 159H245V158H243V160H244ZM1 160H2V159H1ZM144 160H145V159H144ZM237 160L239 161V160H241V159H237ZM247 160H246V161H247ZM104 161H105V162H104ZM184 161H182V162H184ZM193 161H192V162H193ZM241 161H242V160H241ZM182 162H180V163H182ZM189 162H191V161H189ZM200 162H201V161H200ZM200 162H199V164H202V163H200ZM186 163H188V162H186ZM206 163L204 164V166L207 165ZM232 163H233V162H232ZM236 163H237V161H236ZM236 163H235V164H236ZM17 164H18V162H17ZM199 164H198V165H199ZM215 164H214V165H215ZM217 164H218V162H217ZM217 164H216V165H217ZM235 164H234V165H235ZM243 164H244V163H243ZM99 165H101V166H99ZM102 165L104 166L105 169L103 168ZM187 165H188V164H187ZM189 165H190V163H189ZM192 165H193V163H192ZM208 165H207V168H206L207 170H208L209 168H211L210 166H212V165H210V166L208 167ZM214 165H213V166H214ZM216 165H215V166H216ZM258 165H259V166L261 165V166L258 167ZM262 165H263V166H262ZM181 166H182V165H181ZM184 166H185V164H184ZM213 166H212V169L215 168V167H213ZM238 166H239V165H238ZM241 166H242V163H241ZM136 167H137L138 170L136 169ZM189 167H190V166H189ZM192 167H193V166H192ZM216 167H217V166H216ZM224 167H225V165H224ZM227 167H228V166H227ZM227 167H226V168H227ZM229 167H230V165H229ZM233 167H234V166H233ZM239 167H240V166H239ZM243 167H245V166H243ZM249 167H250V168H249ZM102 168H103V169H102ZM141 168H142V167H141ZM217 168H218V167H217ZM231 168H232V166H231ZM263 168H264V167H263ZM263 168H262V169H263ZM58 169H60V168H58ZM58 169H57V170H58ZM62 169H63V168H62ZM114 169H115V168H114ZM189 169H191V168H189ZM246 169H247V168H246ZM63 170H64V169H63ZM97 170H96V172H97ZM116 170H118V169H116ZM121 170H122V168H121ZM123 170H124V169H123ZM126 170H127V169H126ZM141 170H142V169H141ZM194 170H196V169H193V172H194ZM207 170H206V172H207ZM243 170H244V169H243ZM253 170H252V171H253ZM69 171H72V170H69ZM69 171H68V172H69ZM100 171H99V172H100ZM179 171H180V170H179ZM179 171H178V172H179ZM181 171H182V170H181ZM191 171H192V170H191ZM204 171H205V170H204ZM244 171H245V170H244ZM258 171H259V170H258ZM262 171H263V170H262ZM262 171H261V172H262ZM66 172H67V171H66ZM68 172L66 173V175L68 174ZM72 172H73V171H72ZM75 172H76L77 175H78V171H75ZM87 172H88V171H87ZM96 172H95V173H96ZM106 172H107V171H106ZM117 172H119V171H117ZM122 172H123V171H122ZM187 172H188V171H187ZM193 172L190 173V174H193ZM196 172H197V171H196ZM208 172H209V171H208ZM210 172H211V171H210ZM250 172H251V171H250ZM70 173H71V172H70ZM85 173H86V172H85ZM104 173H105V172H104ZM104 173H102V175H103ZM108 173H109V172H108ZM108 173H105V174L108 175ZM114 173H115V172H114ZM213 173H214V172H213ZM246 173H248V171H247ZM43 174H44V173H43ZM53 174H54V173H53ZM71 174H72V173H71ZM83 174H84V173H83ZM89 174H90V173H89ZM98 174H101V173H98ZM178 174H179V173H178ZM185 174H187V173L185 172ZM185 174H184V175H185ZM188 174H189V173H188ZM206 174L209 176L208 173H206ZM206 174H205V175H206ZM254 174H255V172H254ZM66 175H65V176H66ZM68 175H69V174H68ZM81 175H82V174H81ZM172 175H173V174H172ZM193 175H194V174H193ZM193 175H192V176H193ZM246 175H248V174H246ZM252 175H253V174H252ZM255 175L257 176V173H256ZM255 175H254V176H255ZM262 175H264V174H262ZM262 175H260L259 177H261ZM17 176H18V175H17ZM31 176H32V175H31ZM31 176H30V177H31ZM43 176H44V175H43ZM52 176H53V175H52ZM78 176H79V175H78ZM86 176H87V174H86ZM88 176H91V174L88 175ZM104 176H106V175H104ZM192 176H191V177H192ZM254 176H253V178H255ZM18 177H19V176H18ZM18 177H17V178H18ZM21 177H22V176H21ZM47 177H46V179H48ZM69 177H71V176H69ZM83 177H84V176H83ZM92 177L95 178V179L97 178V181H99V180H98V179L100 178L99 175H96V176L93 175ZM98 177H99V178H98ZM108 177H109V176H108ZM110 177H111V176H110ZM177 177H178V179H180V178H179L180 176H177ZM186 177H187V176H186ZM186 177H184V178H186ZM188 177H189V176H188ZM248 177H249V176H248ZM250 177H251V174H250ZM259 177H258L259 180H261L262 177L264 178V176H262L261 178H259ZM32 178H35V177H31V180L35 182L36 180H33ZM50 178H51V177H50ZM72 178H73V177H72ZM81 178H82V177H81ZM85 178H87V177H85ZM89 178H90V177H89ZM93 178H91V179H93ZM194 178H196V177L194 176ZM208 178H210V176H209ZM246 178H247V177H246ZM263 178H262V179H263ZM19 179H20V178H19ZM41 179H42V178H41ZM43 179H44V178H43ZM51 179H52V178H51ZM82 179H83V178H82ZM82 179H81V181H82ZM172 179H173V178H172ZM191 179H192V181H193V177H192ZM196 179H197V178H196ZM248 179H249V178H248ZM248 179H245V180H248ZM17 180H18V179H17ZM37 180H38V179H37ZM44 180H45V179H44ZM44 180H41V181L43 182ZM49 180H50V179H49ZM49 180H45L43 183L45 184V182H46V184H47V183H48L47 181H49ZM53 180H54V179H53ZM53 180H51V181H53ZM78 180H80V178H78ZM84 180H85V182H86V179H84ZM84 180H83V181H84ZM108 180H110V179H108ZM111 180H114V179H111ZM173 180H174V179H173ZM181 180H182V179H181ZM181 180H180V181H181ZM197 180H198V182H199V179H197ZM251 180H252V179H251ZM251 180L249 181L250 184L252 183ZM259 180H258V181H259ZM263 180H264V179H263ZM15 181H16V180H15ZM21 181H22V180H21ZM41 181H40V182H41ZM51 181L49 182V185H52V186H53V190L50 191V192H53V191L56 192V190H57L56 188H59V187H57L58 185L56 186L54 183H51ZM64 181H65V180H64ZM64 181H63V182H64ZM94 181H95V180H94ZM94 181H93V183H94ZM97 181H96V182H97ZM125 181H126V180H124V182H125ZM143 181H144V180H143ZM143 181H140V183L143 182ZM146 181H147V180H146ZM180 181H179V183L176 181V183L179 184L180 187L175 183V184L180 188V190H181V185L184 186V187H185V185H186L188 188H189V187H192V185H193V184H192L193 182H191V184H190V182H189L190 180H189V181L187 180V181H188V182H187L186 179H185V182H186V183L184 182V183H185L184 185L181 184V183H183V181H181V183H180ZM194 181H195V180H194ZM252 181H254V180H252ZM4 182H5V181H4ZM34 182H33V185L37 186L38 184H34ZM54 182H55V180H54ZM87 182H88V181H87ZM96 182H95V184H96ZM128 182H129V181H128ZM128 182H127V184H128ZM152 182H153V181H152ZM170 182H171V180H170ZM174 182H175V181H174ZM198 182H197V183L195 182V185L198 184ZM215 182H216V180H215ZM254 182H256V181H254ZM261 182H263V181H261ZM261 182H260L259 184H261ZM16 183H17V182H16ZM16 183H13V184H16ZM20 183H23V182H20ZM43 183H42V185H41V183H40V186H42V187L44 188V184H43ZM55 183H57V182H55ZM64 183H65V182H64ZM64 183H63V184H64ZM93 183H92V184H93ZM97 183H98V182H97ZM109 183H110V184H109ZM109 183H108V185L110 186V185H114L115 182L110 181ZM116 183H117V182H116ZM125 183H126V182H125ZM133 183H134V182H133ZM143 183H144V185H146V187L148 186V183H147V182H146V184H145V182H143ZM157 183H158V182H157ZM166 183H167V182H166ZM217 183H218V181H217ZM245 183H246V181H245ZM245 183H244V184H245ZM257 183H258V182H257ZM2 184H3V183H2ZM24 184H25V183H24ZM46 184H45V185H46ZM59 184H60V183H59ZM63 184L61 183V185H63ZM69 184H70V183H69ZM69 184H68V185H69ZM121 184H122V182H121ZM127 184H126V186H127ZM135 184H136V183H135ZM151 184H152V183H151ZM151 184L149 183V187H150ZM153 184H156V183L153 182ZM175 184H172V185L175 186ZM199 184H200V183H199ZM199 184L197 185L198 187L201 186V185L199 186ZM201 184H202V183H201ZM206 184H207V183H206ZM247 184H249V183H247ZM263 184H264V183H263ZM17 185H18V183H17ZM25 185L27 186V184H25ZM25 185H24V186H25ZM30 185H32V183H31ZM65 185H66V184H65ZM108 185H107V187H108ZM131 185H132V187H133L134 184L131 183ZM137 185H138V184H137ZM195 185H194L195 189L198 188V187L195 186ZM209 185H210V184H209ZM209 185H208V188L196 189V190H197V192H198V190L204 191L205 193H207V195H208L209 197H212V198H209V197H208V200H209V199H210V200L213 199V200H215V202H216V198L214 199V197H216L215 195H217V196L220 195L219 197H223L224 194H226V192H225L224 189H223V196H221V195H222V193H221L222 191L219 190V192L216 193L217 189H216V191H215L214 189L217 188V187H215V188L213 189V187H214V186H213V183H212V188H211V187L209 188ZM214 185H215V184H214ZM242 185H243V184H242ZM254 185H255V184H254ZM9 186H10V185H9ZM13 186H14V185H13ZM24 186H23V187H24ZM35 186H33V187H35ZM38 186H39V185H38ZM54 186H56V187H54ZM158 186H159V184H158ZM158 186H156V187H158ZM167 186H169L168 183H167ZM177 186H176V188H177ZM202 186L204 187L205 184H204V185L202 184ZM202 186H201V187H202ZM206 186H207V185H206ZM231 186H232V185H231ZM245 186H246V185H245ZM15 187L17 188L16 185H15ZM20 187H21V186H20ZM27 187H29V186H27ZM42 187H41V188H42ZM45 187H46V186H45ZM47 187H48V186H47ZM50 187H51V186H50ZM64 187H65V186L63 185V188H64ZM66 187H67V186H66ZM83 187H84V186H83ZM107 187H106V188H107ZM110 187H111V189H112V188H114L115 186H114V187H113V186H110ZM110 187H108V188H110ZM117 187H118V186H117ZM122 187H123V186H122ZM124 187H125V186H124ZM127 187H128V186H127ZM127 187H126L125 190H124L125 192H126V190H127ZM129 187H131V186L129 185ZM132 187H131V189H132ZM139 187H140V186H139ZM154 187H155V186H154ZM184 187H182V188L184 189ZM253 187H254V186H253ZM256 187H257V185L255 186V188H256ZM259 187H260V186H259ZM1 188H3V189H2V190L4 191L3 194H4L6 197H9V198H10V196H8L9 194L13 195L15 192H18V189H16V188L14 189V187H12L14 190H16V191L14 192V190H13L12 188H9V187L6 185V183H5V185H3V187H1ZM18 188H19V187H18ZM29 188L31 189L32 187H29ZM36 188L39 189L38 187L33 188V189H34L33 191H34L35 193H36V191H38ZM41 188H40V190H41ZM43 188H42V189H43ZM51 188H52V187H51ZM54 188H55L56 190H55ZM63 188H62V190H63ZM119 188H120V185H119ZM143 188H144V186H143ZM166 188H167V187H166ZM176 188H175V190H177ZM218 188H219V187H218ZM225 188H227V187H225ZM23 189H24V188H23ZM35 189H36V191H35ZM44 189H46V190H47V189L51 190L49 187H48V188H44ZM44 189H43V190H44ZM104 189H105V188H104ZM123 189H124V188H123ZM128 189H129V191L131 190L130 188H128ZM138 189H140V188H138ZM152 189H153V188H152ZM154 189H155V188H154ZM158 189H159V188H158ZM158 189H157V190H158ZM190 189H191V188H189V191H190L189 193H191V195H192V191L194 190V188H193L192 190H190ZM250 189H251V185H250ZM253 189H254V188H253ZM256 189H257V188H256ZM2 190H1V193H2ZM12 190H13V191H12ZM19 190H20V188H19ZM40 190H39V192H40ZM102 190H103V188H102ZM105 190H106V189H105ZM112 190H113V192H112ZM112 190H111L112 194H113L115 191H116V193H118L117 190H115V188L112 189ZM114 190H115V191H114ZM132 190H133V192H134V188H133ZM132 190H131V191H132ZM145 190H146V189H145ZM148 190H149V189H148ZM148 190H147V192H148ZM166 190H167V189H166ZM225 190H227V189H225ZM228 190H229V188H228ZM247 190H248V188H247ZM11 191H12L13 193H12ZM31 191H32V190H31ZM41 191H42V190H41ZM58 191H59V189H58ZM118 191L121 192V191H122L121 188H120V190H118ZM124 191H122V193H124ZM127 191H128V190H127ZM129 191H128V192H129ZM135 191H136V190H135ZM139 191H140V190H139ZM151 191H152V190H151V187H150L149 195H147L148 193H147V194L145 193V194L147 195V197L144 196V197H146V198H148V197H153L152 200H148V199H147L148 202H149V203H148V206H149L150 201H151V204H150V205L152 206V208L154 207V209H156L155 211H158V212L160 211V213H162V212H163V211L161 212V210H162V206L159 205V204L162 203V205H163V201L161 200V202H160V203L158 202V203H159V204H158V203H157L158 200L156 201L157 195H154V194H155L154 192H156V190H155V191L153 190L152 192H151ZM169 191H170V190H169ZM178 191H179V190H178ZM183 191H186V188H185ZM187 191H188V189H187ZM187 191H186V192H187ZM194 191H195V190H194ZM194 191H193V195H194ZM201 191H199V192L201 193ZM242 191H243V190H242ZM251 191H252V190H251ZM258 191H259V190H258ZM21 192H22V191H21ZM46 192H48V191H46ZM55 192H53V193H55ZM60 192H61V191H60ZM63 192H64V191H63ZM104 192H105V191H104ZM106 192H107V190H106ZM144 192H145V191H144ZM166 192H167V191H166ZM170 192H171V191H170ZM173 192H174V191H173ZM186 192H185V194H186ZM195 192H196V191H195ZM229 192H230V190H229ZM236 192H238V191H236ZM236 192H235V194L233 193L234 195H233V194H230V193H227L228 196H227V195H226V196H227V197H231V196L233 195L234 198H236L235 202H240V200H241V201L246 200V202L248 201L247 204H246V203H245V204L248 205L247 207H248V210H249V211L251 210V214H253V211H254L255 209H257V211H258L259 214L261 215V216L259 215V216L261 217L260 220H262V217H263V220H264V205H261L262 202L260 203V205L258 204V202H259L258 200H259V199L257 200L258 202L256 201V199H257L256 197H259L258 194H260V193H256V194H255V191H254V194L249 193V192H246L245 195H242L243 192H240V193H242V194H241L242 196H241V195L239 196L238 194H240V193L236 194ZM244 192H245V190H244ZM252 192H253V191H252ZM259 192H260V191H259ZM1 193H0V195H1ZM40 193H41V192H40ZM44 193H45V192L43 191V194H44ZM107 193H108V192H107ZM107 193H106V194H107ZM141 193H142V192H141ZM176 193H177V192H176ZM178 193H179V192H178ZM181 193H183V192H181ZM187 193H188V192H187ZM205 193H204V194H205ZM218 193H219V194H218ZM15 194H16V193H15ZM18 194H19V193H18ZM18 194H17V195H14V196H18ZM22 194H23V193H22ZM45 194H46V193H45ZM45 194H44V195H45ZM114 194H115V193H114ZM124 194H125V193H124ZM129 194H130V192H129ZM131 194H133V193H131ZM131 194H130V195H131ZM166 194H167V193H166ZM169 194H170V193H169ZM185 194L183 193V194H181V195L183 196V195H185ZM20 195H21V193H20ZM34 195H36V194H34ZM34 195H33V193H32V196H33V197H34ZM38 195H39V194H38ZM38 195H37V196H38ZM52 195H53V194H52ZM59 195H60V194H59ZM107 195H108V194H107ZM110 195H111V194H110ZM118 195H119V193H118ZM122 195H123V194H122ZM173 195H175V194H173ZM188 195H190V194H188ZM193 195H192L191 197H193ZM197 195H198V197H199L200 194L197 193ZM202 195H203V194H202ZM230 195H231V196H230ZM235 195H238V197H235ZM2 196H3V195H1L0 197H2ZM47 196H48V195H47ZM114 196L116 197V195H113V196H111V197H114ZM126 196H129V195H127V193H126ZM158 196H159V195H158ZM195 196H196V194H195ZM195 196H194L193 199H195ZM204 196H205V195H204ZM233 196H232V198H233ZM6 197H4L3 200L1 199V200H2L1 203H2L3 205H4V204H7V202L5 201V198H6ZM54 197H56V196H54ZM83 197H84V196H83ZM117 197H121V196L119 195V196H117ZM122 197H123V196H122ZM155 197H156V198H155ZM159 197H160V196H159ZM159 197H158V198H159ZM171 197H172V196H171ZM183 197H184V196H183ZM186 197L189 198V196H187V194H186ZM200 197H201V195H200ZM224 197H225V196H224ZM227 197H226V198H227ZM11 198H13V197H11ZM16 198H17V197H15V199L13 198V201L16 200ZM146 198H145L144 200H145V202L147 203ZM160 198H161V197H160ZM160 198H159V200H160ZM169 198H170V196H169ZM19 199H20V198H19ZM80 199L82 200L81 197H80ZM108 199H111V198H108ZM112 199H113V198H112ZM177 199H178V197H177ZM185 199H186V198H185ZM189 199L193 201V199H191V198H189ZM189 199H188V200H189ZM198 199H199V198H198ZM202 199H205V198H202ZM202 199H201V201H202ZM217 199H218V198H217ZM220 199H221V198H220ZM228 199H229V198H228ZM230 199H231V198H230ZM230 199H229V200H230ZM237 199H238L239 201H237ZM260 199H261V198H260ZM6 200H7V199H6ZM8 200L10 201L11 199H8ZM84 200H85V199H84ZM86 200H87V199H86ZM172 200H174V199H172ZM178 200L181 201L182 199H178ZM183 200H184V199H183ZM183 200H182V202H183L182 205L184 204V201H183ZM186 200H187V199H186ZM195 200H197V199H195ZM206 200H207V199H205V201H206ZM213 200L209 201L210 204H211V203L213 204V202H214ZM226 200H227V199H226ZM233 200H234V199H233ZM233 200H232V201H233ZM4 201H5L6 203H4ZM9 201H8V202H9ZM11 201H12V200H11ZM17 201H19V200H17ZM21 201H22V200H21ZM21 201H20V202H21ZM180 201H179V202H180ZM197 201H198V200H197ZM197 201H194V202H197ZM15 202H16V201H15ZM81 202H83V201H81ZM152 202H153V203H152ZM177 202H178V201H177ZM177 202H175V203H177ZM179 202H178V203H179ZM190 202H191V201H190ZM190 202H189L188 204H190ZM244 202H245V201H244ZM11 203H13V202H11ZM146 203H145V205H146ZM170 203H172V202H170ZM178 203H177V204H178ZM191 203H193V202H191ZM199 203H201V202L199 201ZM204 203H206V202H204ZM207 203H208V201H207ZM217 203H218V201H217ZM217 203H216V204H217ZM9 204H10V203H9ZM13 204H14V203H13ZM16 204H18V203H16ZM20 204H22V203H20ZM20 204H18V205H20ZM83 204L86 205L87 203H83ZM185 204H186V203H185ZM208 204H209V203H208ZM208 204H207V205H208ZM210 204H209V206H210ZM241 204H242V203H240V205H241ZM243 204H244V203H243ZM243 204H242V206L246 207V205H243ZM143 205H144V204H143ZM173 205H174V204H173ZM173 205H171V206H173ZM178 205H180V204H178ZM186 205H187V204H186ZM191 205H192V204H191ZM196 205H197V203H196ZM252 205L255 206V207H254V208H255L254 210H252V209H253V206H252ZM4 206H5V205H4ZM6 206H7V205H6ZM13 206H14V205H13ZM13 206H12V207H13ZM15 206H16V205H15ZM20 206H21V205H20ZM23 206H24V204H23ZM151 206H149V208H151ZM160 206H161V208H160ZM187 206H189V205H187ZM205 206H206V205H205ZM205 206L202 205V207H205ZM209 206H208V208H209ZM211 206H212V205H211ZM256 206H257V208H256ZM10 207H11V206H10ZM12 207H11V208H12ZM16 207H17L19 210H21V208H22V207L20 208L19 206H16ZM16 207H13V208L15 209ZM163 207H164V206H163ZM190 207L192 208V206H190ZM190 207H189V208H190ZM194 207H195V206H194ZM194 207H193V208H194ZM196 207H197V206H196ZM198 207H200V206H198ZM202 207H201V208H202ZM206 207H207V206H206ZM212 207H216V206L213 205ZM244 207L242 208V210H244V211L246 210L245 212H247V208L244 209ZM0 208H1V207H0ZM24 208H25V207H24ZM152 208L149 209V211L152 210V212H153L154 209H152ZM164 208H165V207H164ZM210 208H211V207H210ZM251 208H252V209H251ZM2 209H4V207H2ZM2 209H0V211H1ZM6 209H7V208H6ZM6 209H4V210H6ZM8 209H10V208L8 207ZM22 209H23V208H22ZM42 209H43V208H42ZM180 209H181V211H182V210H185V209H186V208H185V205H184V209H182V208H180ZM187 209H188V208H187ZM187 209H186V210H187ZM196 209H197V208L194 209L195 212H196ZM198 209H199V208H198ZM202 209H203V208H202ZM204 209L207 210V208H204ZM213 209H214V208H213ZM213 209H212V211H214ZM23 210H24V209H23ZM39 210H40V209H39ZM189 210H191V209H189ZM8 211H9V210H8ZM15 211H17V209H16ZM147 211H148V208H147ZM257 211H256V212H257ZM4 212H5V211H4ZM6 212H7V211H6ZM13 212H14V211H13ZM38 212H39V211H38ZM40 212H42V211H40ZM169 212H170V210H169ZM184 212H185V214H187L186 211H184ZM188 212H189V211H188ZM192 212H193V211H192ZM197 212H198V211H197ZM197 212H196V213H197ZM199 212L202 213V210H200ZM203 212H206V211H203ZM2 213H3V212H2ZM154 213H155V212H154ZM156 213H157V212H156ZM160 213H157V214H160ZM164 213H165V212H164ZM167 213H168V212H167ZM189 213H190V212H189ZM206 213H207V212H206ZM208 213H209V212H208ZM208 213H207V214H208ZM211 213H212V212H211ZM213 213H214V212H213ZM249 213H250V212H248V214H249ZM7 214H8V212H7ZM11 214H12V213H11ZM37 214H38V213H37ZM148 214H149V213H148ZM151 214H152V213H151ZM151 214H150V215H151ZM157 214H156V215H157ZM162 214H163V213H162ZM162 214H161V215H162ZM207 214H206V215H207ZM254 214H255V212H254ZM256 214H257V213H256ZM0 215H2L1 212H0ZM14 215H17V214H14ZM18 215H19V213H18ZM21 215H22V214H21ZM41 215H42V213H41ZM168 215H169V214H168ZM192 215H193V214H192ZM197 215H198V214H197ZM199 215H200V214H199ZM243 215H244V214H243ZM246 215H247V214H246ZM246 215H245V216H246ZM36 216H37V215H36ZM47 216H48V215H47ZM148 216H149V215H148ZM152 216H153V214L151 215V217H152ZM154 216H155V215H154ZM158 216H159V215H158ZM183 216H184V215H183ZM209 216H210V214H209ZM211 216H212V214H211ZM251 216H252V215H251ZM38 217H39V216H38ZM41 217H42V216H41ZM43 217H44V216H43ZM43 217H42V218H43ZM155 217H156V216H155ZM202 217H203V216H202ZM5 218H6V217H5ZM166 218H168V217H166ZM195 218H196V216H195ZM195 218H193V219L195 220ZM212 218H213V217H212ZM247 218H248V217H247ZM249 218H250V217H249ZM249 218H248V219H249ZM252 218H253V217H252ZM257 218H259V217H257ZM52 219H53V218H52ZM159 219H161V218L159 217ZM196 219H197V218H196ZM199 219H201V218H199ZM209 219H210V218H209ZM248 219H247V220H248ZM56 220H57V219H56ZM56 220H55V221H53V220H51V221H50V220H47V221H49V222L46 221V226H45V227H47V230H48V228H49V229H53V231H56V232H58V233H61L62 231H64L63 229L65 228V226H66L68 223L65 225V223H61V222L56 221ZM147 220H148V218H147ZM151 220H152V219H151ZM154 220H156V218H154ZM157 220H158V219H157ZM162 220H163V219H162ZM164 220H165V219H164ZM197 220H198V219H197ZM197 220H196V221H197ZM202 220H204V218H203ZM206 220H207V219H206ZM211 220H212V219H211ZM211 220H209V221H211ZM263 220H262V221H263ZM6 221H7V220H5L2 216H0V226H2L1 224L6 223ZM37 221H38V220H37ZM149 221H150V220H149ZM158 221H159V220H158ZM199 221H201V220H199ZM212 221H213V220H212ZM252 221H254V220H252ZM255 221H256V219H255ZM262 221H260V223H263V222H264V221H263V222H262ZM7 222H8V221H7ZM9 222H10V220H9ZM21 222H22V221H21ZM39 222H40V221H39ZM44 222H45V221H44ZM156 222H157V221H156ZM207 222H208V220H207ZM248 222H250V221H248ZM258 222H259V220H258ZM31 223H32V222H31ZM145 223H146V225H147V221H145ZM148 223H149V222H148ZM152 223H153V222H152ZM190 223H191V222H190ZM195 223H196V222H195ZM199 223H200V222H199ZM7 224H8V223H7ZM22 224H24V223H22ZM25 224H27V223H25ZM37 224H39V223H37ZM155 224H156V223H155ZM256 224H257V222H256ZM258 224H259V223H258ZM3 225H4V224H3ZM8 225H9V224H8ZM8 225H7V226H8ZM33 225H34V224H33ZM64 225H65V226H64ZM68 225H69V227H70V223H69ZM72 225H73V223L71 224V226H72ZM151 225H152V224H151V221H150V226H151ZM195 225H196V224H195ZM195 225H194V226H195ZM260 225H261V224H260ZM262 225H264V223H263ZM7 226H5V227H7ZM73 226H74V225H73ZM147 226L150 227L149 225H147ZM147 226H146V227H147ZM257 226H258V225H257ZM69 227H68V228H69ZM191 227H192V226H191ZM198 227H199V226H198ZM3 228H4V227H3ZM18 228H19V227H18ZM24 228H25V227H24ZM40 228H42V227L40 226ZM151 228H152V226H151ZM193 228H194V227H193ZM193 228H192V229H193ZM263 228H264V227H263ZM0 229H1V228H0ZM6 229H7V228H6ZM36 229H37V228H36ZM44 229H46V228H44ZM69 229H70V228H69ZM147 229H148V228H147ZM192 229L189 227V230H192ZM194 229H195V228H194ZM198 229H199V228H198ZM1 230H3V229H1ZM19 230H21V229H19ZM22 230H24V229H22ZM47 230H46V231H47ZM67 230H68V229H67ZM189 230H188L187 232H189ZM15 231H16V230H15ZM48 231H49V230H48ZM259 231H260V230H259ZM263 231H264V230H263ZM263 231H262V232H263ZM0 232H1V231H0ZM23 232H24V231H23ZM49 232H50V231H49ZM51 232H52V231H51ZM191 232H193V230H192ZM194 232H195V231H194ZM194 232H193V234H194ZM2 233H4V232H2ZM2 233L0 234V239H1L2 236H3ZM14 233H16V232H14ZM17 233H20V232H17ZM25 233H27V232H25ZM25 233H24V234H25ZM29 233H30V232H29ZM65 233H66V232H65ZM65 233H64V234H65ZM263 233H264V232H263ZM190 234H191V233H190ZM190 234H189V237H190ZM1 235H2V236H1ZM17 235H19V234H17ZM31 235H33V234H31ZM44 235H45V234H44ZM47 235H48V234H47ZM52 235H53V234H52ZM57 235H58V234H57ZM12 236H13V235H12ZM22 236H24V235H22ZM191 236H192V234H191ZM193 236H194V235H193ZM261 236H262V235H261ZM7 237H9V236H7ZM13 237H14V236H13ZM13 237H12V238H13ZM18 237H19V236H18ZM159 237H160V236H159ZM170 237H171V236H170ZM173 237H174V236H173ZM173 237H171V238H173ZM185 237H186V236H185ZM187 237H188V236H187ZM189 237L186 238V239H190ZM259 237H260V236H259ZM259 237H258V239H259ZM20 238H21V237H20ZM24 238H25V237H24ZM30 238H31V237H30ZM193 238L195 239V237H193ZM193 238H192V239H193ZM196 238L200 241V239H199L197 236H196ZM263 238H264V237L262 236V239H263ZM6 239H7V238H6V236H5L4 240H6ZM15 239H16V238H15ZM18 239H19V238H18ZM21 239H22V238H21ZM28 239H29V238H28ZM62 239H63V238H62ZM143 239H144V238H143ZM186 239H185V241H186ZM197 239H196V240H197ZM19 240H20V239H19ZM19 240H17V241L19 242ZM46 240H47V237L45 238L44 241H46ZM60 240H61V239H60ZM171 240H172V239H171ZM176 240H177V239H176ZM176 240H175V241H176ZM190 240H191V239H190ZM196 240H195V241H196ZM251 240H252V239H251ZM259 240H260V239H259ZM259 240H258V241H259ZM1 241H2V240H1ZM17 241H16L15 244H17ZM23 241H24V240H23ZM57 241H58V240H57ZM138 241H139V240H138ZM138 241H137V242H138ZM141 241H142V240H141ZM175 241L172 240L173 243H171V242H170V243H171V244H175V243H176ZM179 241H180V240H179ZM187 241H188V240H187ZM254 241H255V240H254ZM2 242H3V241H2ZM6 242L9 243L8 239H7ZM14 242H15V241H14ZM46 242H48V240H47ZM46 242H45V243H46ZM50 242H52V241H50ZM58 242H59V241H58ZM145 242H146V240H145ZM148 242H150V241H148ZM4 243H5V242H4ZM7 243H6V245L8 246ZM12 243H13V242H12ZM12 243H11V244H12ZM48 243H49V242H48ZM48 243H47V245H49ZM142 243H143V242H142ZM142 243H141V244H142ZM182 243H183V242H182ZM184 243H185V242H184ZM184 243H183V244H184ZM189 243H192V244H193V241H192V242L189 241ZM189 243H186V245H188V247H189V245L192 246V244H189ZM198 243H199V242L197 241V244H198ZM200 243H201V241H200ZM200 243H199V244H200ZM250 243H253V242L251 241ZM257 243H258V242H257ZM260 243H261V242H260ZM0 244H1V243H0ZM2 244H3V243H2ZM2 244H1V245H2ZM19 244H20V242H19ZM139 244H140V243H139ZM141 244H140V245H141ZM149 244H150V243H149ZM183 244H182V246H183ZM194 244H196V242H195ZM194 244H193V245H194ZM201 244H202V243H201ZM21 245H22V244H20L19 247H20ZM24 245H25V244H24ZM53 245H56V244L53 243ZM136 245H137V243H136ZM143 245H144V243H143ZM146 245L148 246L147 243H146ZM184 245H185V244H184ZM186 245H185V246H186ZM203 245H204V244H203ZM250 245H251V244H250ZM253 245H255V244L253 243L252 246H253ZM7 246H6V247H7ZM13 246H15V245L13 244ZM13 246H12V247H13ZM22 246H23V245H22ZM58 246H59V245H58ZM147 246H146V247H147ZM198 246H199V245H198ZM252 246H251V247H252ZM4 247H5V246H4ZM10 247H11V246H10ZM17 247H18V244L15 246V248H17ZM48 247H49V246H48ZM148 247H149V246H148ZM188 247H187V246H186V248H185V247H182L183 250H182V249H181V250L183 251V253L185 252L186 255H185V254H182L181 256L184 257V255H185V258H187V255H188V258H187V259L191 260L190 258L192 257V259H193V257L196 256V253L194 254V253H192V252H191V253L188 252V251H190V249L192 248V247H191V248L189 249ZM193 247H195V245H194ZM196 247H197V246H196ZM196 247H195V248H196ZM200 247H201V246H200ZM202 247L204 248V246H202ZM222 247H223V246H222ZM222 247H221V248H222ZM255 247H256V245H255ZM8 248H9V247H7V249H8ZM15 248H14V249H15ZM20 248H21V247H20ZM20 248H18V249H20ZM22 248H23V247H22ZM22 248H21V250H22ZM24 248H25V247H24ZM184 248H185V249H184ZM187 248H188V250H187ZM195 248H192L193 251L195 250ZM224 248L226 249V247H224ZM227 248H228V247H227ZM263 248H264V246H263ZM12 249H13V248H12ZM18 249H15V250H18ZM49 249H50V247H49ZM199 249H201V248H199ZM199 249H198V247H197L196 250H195V252H197V250L199 251ZM251 249H252V248H251ZM256 249H257V248H256ZM258 249H259V248H258ZM10 250H11V249H10ZM23 250H24V249H23ZM181 250H179V253L181 252ZM184 250H186L187 252L184 251ZM203 250H204V249H203ZM226 250H227V249H226ZM13 251H14V250H13ZM200 251H201V250H200ZM200 251H199V252H200ZM204 251H205V250H204ZM222 251H223V250H222ZM222 251H221V253H222ZM243 251H245V250H243ZM246 251H248V250L246 249ZM251 251H253V250H251ZM251 251L249 250V252H251ZM9 252H10V251H9ZM17 252H18V251H17ZM21 252H22V251H21ZM202 252H203V251H202ZM217 252H218V250H217ZM224 252H225V251H224ZM179 253H178V254H179ZM200 253H201V252H200ZM203 253H205V252H203ZM206 253H207V252H206ZM206 253H205V254H206ZM215 253H216V252H215ZM225 253H226V252H225ZM255 253H256V250H255ZM16 254H17V253H16ZM114 254H115V253H114ZM193 254H194V256H193ZM197 254L199 255L198 252H197ZM205 254H202V255H205ZM216 254H217V253H216ZM216 254H215V255H216ZM222 254H223V253H222ZM222 254L219 253L218 255L221 256ZM243 254L245 255L246 252L243 253ZM243 254H240V256L243 255ZM253 254H254V252H253ZM257 254H258V253H257ZM112 255H113V254H112ZM120 255H121V254H120ZM179 255H180V254H179ZM189 255H190V257H189ZM206 255H207V257H211V256H213V255H211L210 253H209V255H211V256H208V254H206ZM227 255H228V253H227ZM235 255H236V254H235ZM247 255H251V254H247ZM107 256H108V254H107ZM107 256H106V259L108 258ZM109 256H110V254H109ZM117 256H118V255H117ZM181 256H180V259H181L180 261H181V262L183 261V262L185 263V260H187V259L183 258V260H182ZM199 256H200V255H199ZM199 256H196V257H199ZM232 256H233V254H232ZM256 256H257V255H256ZM256 256H255V257H256ZM259 256H260V255H259ZM259 256H258V257H259ZM15 257H16V256H15ZM48 257H49V256H48ZM48 257H47V258H48ZM110 257H111V256H110ZM110 257H109V258H110ZM113 257H114V256H113ZM115 257H116V256H115ZM196 257H194V258H196ZM200 257H201L202 259H204V261H205L206 263H208L206 260H207V259H210V258H206V257H204V256H203V257L200 256ZM200 257L197 258V259H198V260L201 259ZM237 257H238V256H237ZM244 257H245V256H244ZM255 257H254V258H255ZM258 257H257V258H258ZM263 257H264V255H263ZM9 258H10V257H9ZM47 258H44V259H47ZM102 258H103V257H102ZM219 258H220V259H219ZM219 258H217V259L221 260V262L225 264V263H226L225 258L227 259V258H229V257H225V255H222V256L219 257ZM232 258H233V257H232ZM234 258H235V256H234ZM240 258H241V257H240ZM250 258H251V256H250ZM6 259H7V258H6ZM16 259H17V258H16ZM16 259H15V261H16ZM41 259H42V258H41ZM106 259L104 258L103 260L105 261ZM112 259H114V258H112ZM112 259H110V260H112ZM117 259H123V258H120V257L118 256ZM171 259H172V258H171ZM171 259H170V260H171ZM184 259H185V260H184ZM197 259H196V260H197ZM217 259H216V261H217ZM235 259H237V258H235ZM242 259H243V258H242ZM242 259H240V260H242ZM248 259H249V258H248ZM260 259H261V257H260ZM9 260H10V259H9ZM12 260L14 261V258H13ZM12 260H11V261H12ZM17 260H18V259H17ZM49 260H50V259H49ZM107 260H108V259H107ZM110 260H108V261H110ZM114 260H115V259H114ZM114 260H113V261H114ZM124 260H125V259H124ZM176 260H177V259H176ZM176 260H175V261H176ZM193 260H195V259H193ZM219 260H218V261H219ZM224 260H225V262H224ZM227 260H228V259H227ZM253 260H254V259H253ZM263 260H264V259H263ZM11 261H9V264H10ZM13 261H12V264H13ZM45 261H46V260H45ZM47 261H48V260H47ZM47 261H46V262H47ZM52 261H54V260H52ZM108 261H107V262H108ZM119 261H121V260H119ZM173 261H174V260H173ZM201 261H202V260H200L199 263H200ZM204 261H203V262H204ZM216 261H215V259H214V262H216ZM218 261H217L216 263H218ZM228 261H230V260H228ZM228 261H227V264L229 263ZM248 261H249V260H248ZM261 261H262V260L255 259V260H254V263H251V261H249V264H264V263H262ZM4 262H5V260H4ZM49 262L52 263L51 260H50ZM55 262H56V261H54V263H55ZM99 262H101V260H100ZM107 262H106V263H107ZM177 262H178V261H177ZM187 262H189V261L187 260ZM193 262H194V261H193ZM193 262H192V260H191V263H192V264H194ZM197 262H198V261H195V263H197ZM211 262H212V259H211V261H210L209 263H211ZM244 262H245V261H244ZM1 263H3V262L1 261ZM43 263H44V262H43ZM47 263H48V262H47ZM175 263H176V262H175ZM175 263H174V264H175ZM191 263H190V264H191ZM206 263H204V264H206ZM222 263H220V261H219V264H222ZM240 263H241V261H239V259H238V260H232V259H231V261H230V264H240ZM242 263H243V262H242ZM242 263H241V264H242ZM247 263H248V262H247ZM247 263H246V264H247ZM44 264H46V263H44ZM107 264H108V263H107ZM182 264H183V263H182ZM185 264H186V263H185ZM187 264H189V263H187ZM200 264H201V263H200ZM202 264H203V263H202ZM244 264H245V263H244Z\"/></svg>",
    "mask_w": 264,
    "mask_h": 264
}]
</instances>
